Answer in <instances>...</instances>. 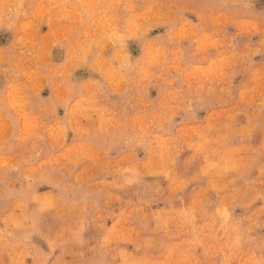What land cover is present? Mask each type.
I'll use <instances>...</instances> for the list:
<instances>
[{
  "label": "rangeland",
  "instance_id": "374dc122",
  "mask_svg": "<svg viewBox=\"0 0 264 264\" xmlns=\"http://www.w3.org/2000/svg\"><path fill=\"white\" fill-rule=\"evenodd\" d=\"M0 264H264V0H0Z\"/></svg>",
  "mask_w": 264,
  "mask_h": 264
}]
</instances>
